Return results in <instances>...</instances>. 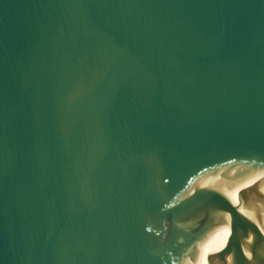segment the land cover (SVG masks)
I'll list each match as a JSON object with an SVG mask.
<instances>
[{"label": "water", "instance_id": "water-1", "mask_svg": "<svg viewBox=\"0 0 264 264\" xmlns=\"http://www.w3.org/2000/svg\"><path fill=\"white\" fill-rule=\"evenodd\" d=\"M264 264V0H0V264Z\"/></svg>", "mask_w": 264, "mask_h": 264}, {"label": "bare ground", "instance_id": "bare-ground-1", "mask_svg": "<svg viewBox=\"0 0 264 264\" xmlns=\"http://www.w3.org/2000/svg\"><path fill=\"white\" fill-rule=\"evenodd\" d=\"M237 230L222 227L209 234L200 244L193 264H208L209 258L220 251L226 244L227 238L235 235Z\"/></svg>", "mask_w": 264, "mask_h": 264}]
</instances>
